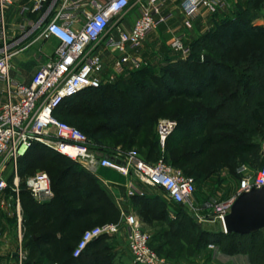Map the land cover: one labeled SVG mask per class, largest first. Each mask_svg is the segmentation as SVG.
Returning a JSON list of instances; mask_svg holds the SVG:
<instances>
[{"label":"trees","instance_id":"trees-1","mask_svg":"<svg viewBox=\"0 0 264 264\" xmlns=\"http://www.w3.org/2000/svg\"><path fill=\"white\" fill-rule=\"evenodd\" d=\"M263 5L264 0H246L238 13L215 21L205 33L188 42V58L174 57L172 47H166L159 73L149 63L114 83L86 88L63 100L54 115L83 130L95 150L111 154L116 145L131 148L136 144L147 161L161 156L153 130L156 119L159 115L170 116L178 121L165 150V157L173 165H179L186 175L201 183L225 169L240 178L239 166L251 161V154L260 157L256 135L264 129V25L252 19L253 11ZM205 54L216 62L204 61ZM104 118H116L119 122L115 124L121 126L109 125ZM122 126L132 130V135L128 131L120 137L115 134ZM47 163L45 170L62 203L54 218H61V222L54 223L52 232L43 231L37 240L26 233L24 240L31 252L24 264H115L108 235L92 240L78 257L73 255L74 248L66 253H50L40 244L43 240L54 243L59 224L79 218L86 200L100 190L92 175L78 169L77 160L39 141L19 158V175H33L36 168H44ZM20 196L25 225L29 226L42 207L27 189L26 179ZM134 205L153 230L156 228L150 245L160 256L177 261L184 250L199 252L214 236L221 252L247 253L252 264H264V229L247 234L210 233L181 205L182 214L172 218L158 195L136 196ZM90 207L94 213L105 210L112 217L107 222L117 219V209L109 203L92 202Z\"/></svg>","mask_w":264,"mask_h":264},{"label":"built area","instance_id":"built-area-1","mask_svg":"<svg viewBox=\"0 0 264 264\" xmlns=\"http://www.w3.org/2000/svg\"><path fill=\"white\" fill-rule=\"evenodd\" d=\"M46 2L33 0L32 5L19 6L17 23L11 24L10 10L15 0H0V207L12 200L18 223L21 222L18 160L39 141L85 165H101L127 175L129 196L144 194L136 184L140 181L164 190L170 201L186 207L198 222L214 217L224 227V217L236 198L253 187L264 186V163L255 173L242 164L238 168L241 177L234 194L223 200L211 198L200 204L195 198V178L168 163L164 155L156 161H147L138 151L121 148L114 149L111 154L99 155L83 130L54 115L66 98L89 87L114 83L130 71L149 64L139 49L151 32L173 18L169 0H106L97 3L94 11L84 12V21L77 26L74 24L80 17L76 1L64 3L51 17L52 2L37 20L29 18V12L42 9ZM131 8L138 12L131 27L123 30L117 25V33L109 35L108 29L114 18ZM180 8L190 21L207 12H226L230 3L228 0H180ZM31 35L44 39L54 36L60 40V45L54 55L38 67L32 81L25 84L12 78L10 69L12 57L23 49L21 43ZM185 38V33L178 32L171 42V47L184 56L190 52ZM104 51L115 52L108 64L102 57ZM177 126L178 121L173 118L163 117L158 121L156 132L162 153ZM8 169L13 182L11 194L6 196ZM26 187L34 197L53 194L51 178L45 171L29 176ZM122 215L128 231V246L136 264H190L160 256L150 245L151 236L143 229L137 215L128 209L123 210ZM119 229L113 222L85 229L73 255L80 256L92 240ZM19 258L22 262L21 253Z\"/></svg>","mask_w":264,"mask_h":264},{"label":"crops","instance_id":"crops-1","mask_svg":"<svg viewBox=\"0 0 264 264\" xmlns=\"http://www.w3.org/2000/svg\"><path fill=\"white\" fill-rule=\"evenodd\" d=\"M74 1L78 2L79 4L78 12L80 18L74 24V26H77L84 21V12L94 11L95 5L97 3H103L106 0H51L50 2L47 1L46 3H44L42 9L35 12H29L28 16L31 19L37 20L40 14L44 12V10H46L50 3L54 2L52 11L50 13V16L52 17L64 3H72ZM228 1L230 3V9L228 10V12H231V14L238 13L240 11V6L244 5L246 2V0ZM32 3L33 0H15V5L10 10L11 24L17 23L18 17L16 15L19 6L25 4L32 5ZM168 6L171 7L175 12L173 18L167 22L160 24L153 32H151L146 38L142 47L139 49L141 56L147 59L150 64L154 65L155 70L158 73L160 72V65L158 67L157 63H159L161 60H164L165 48H171V42L174 38L175 33L183 32L185 33V35L187 34V40L186 38L185 40L188 43V41L191 42L192 40L196 39V36L200 31L205 32L213 26L215 21L218 22L220 21V19H222L218 18V15H216L218 13L211 14L207 12L189 21L188 17L184 15L183 11L180 8V0H169ZM137 15V10L135 8H131L130 11H128L124 15L115 17L113 20V24H111L108 29V34L110 35L117 33V25L123 30L129 29ZM255 24L264 25L257 22H255ZM59 45L60 40L54 36H51L47 39L38 38L37 35H31L27 37L21 43L23 49L12 57V67L10 69L11 77L22 83L29 84L32 81L35 73L37 72L38 67L54 55ZM175 52H178L180 55L179 51L173 49L172 53L174 57L179 56L174 55ZM113 53L115 52H102V57L107 64L110 63ZM180 57L182 58L181 55ZM14 59L16 62L14 61ZM129 73L125 75L127 76ZM98 153L99 155L106 154L105 151H98ZM139 154L142 155L140 152ZM78 169H83L90 175H92L98 182L100 190L96 191V194L92 198L86 200L84 211L79 212V218L77 217L73 220L68 218L65 220L66 222L63 221L64 225L61 223L59 224L58 230L57 232H55L56 237L54 243L51 241L43 240L40 242V244L48 248L50 253H66L71 251L82 235L84 229L102 225L107 222L108 218H112L109 217L107 213H105V210H98V212L95 213L91 212V203L95 202L98 205L109 203L113 205L115 209H117V219L110 222L116 223L120 227L119 231L116 233L104 234L108 235L107 244L112 250V253H114V263L136 264L133 261V257L128 246V231L124 224L122 211L125 209L133 211L141 222L143 229L146 230L152 237L154 231L153 227H151V225L147 223L144 214L140 213L134 205V197L155 195L160 196L166 202L170 216L172 218H175L173 207L171 206V201L167 197L164 190L155 186L146 185L140 181H136V184L139 188L142 189L144 194H135L133 196H129L127 192V183L129 177L112 168L101 165L91 167L80 163ZM227 171L228 169H225L219 174H214L205 182L209 187L211 185L212 189L215 190L217 187L226 184L225 176H223L222 174L227 173ZM50 178L53 194H42L37 197L33 196L39 206H41L42 208L38 209L37 215L34 217V219L31 220V224L29 226L25 225L24 209L22 205L21 222L18 226L20 238V245L18 250L19 254L21 253L22 255V262L16 252H11L14 257H18L17 264H24L25 259H27L29 253L31 252V246L26 245L24 240L27 232H29L30 237H33L35 240H37L39 234L44 233L43 231L52 232L55 228L54 223H57V221L61 222V218L60 221L59 218H54L56 212L61 211L62 203L57 198L58 196H56L55 194L52 177L50 176ZM72 189L73 188L68 190L71 191ZM235 191L236 188H233L230 191L231 193H229L228 195L231 196L235 193ZM78 203H80V200L76 201V205H79ZM205 264H252V262L247 253L227 254L221 252V250H218L217 254H211L210 257H207V261L205 262Z\"/></svg>","mask_w":264,"mask_h":264},{"label":"rangeland","instance_id":"rangeland-1","mask_svg":"<svg viewBox=\"0 0 264 264\" xmlns=\"http://www.w3.org/2000/svg\"><path fill=\"white\" fill-rule=\"evenodd\" d=\"M216 15H218V18H224L227 16H231L232 14H231V12L229 13L228 11H226V12H220ZM252 19H253L254 23L257 22V23L264 24V5L260 10L253 11ZM203 33H205V32L200 31L197 34L196 38L199 37L200 35H202ZM186 40H187V38H186ZM186 40H185V44H186V46L189 47ZM171 54L173 55V53H171ZM189 54H190V52H189ZM189 54L184 56L183 54L180 53L182 58H188ZM174 55H179V53L175 52ZM180 55L176 56V57H180ZM14 61H15V59H14ZM163 62H164V60H161L159 63L156 62L157 66L159 67V65H160V67H161V64ZM127 77H129V75H127ZM126 85L128 86V88L130 90L131 89L130 84L126 83ZM127 114H128V112H126V115ZM127 117H129V116H127ZM163 117L171 118L170 116H167V115H159L158 116V118L156 119V121L153 125L154 126L153 130H154V133L156 136H157L156 129H157L158 121ZM173 119H175V118H173ZM105 121L109 125H114L115 123H117L118 119L108 118V120L105 119ZM116 126H121V125H116ZM116 126H114V127H116ZM126 131H128V133H129L132 130H129L128 128L122 126V127H118V130L116 131L115 134H118V136L120 137V136H123V134ZM130 135H132V132H130ZM256 141H258L259 145H260V157H259V159L254 157V155L251 154V156H250L251 161L243 162V164H245L248 167L249 172H254V173L264 163V129H261L257 133ZM117 148H121V149H125V150L141 151L140 148L138 147V145H136V144L131 148H126L122 145H116L114 149H117ZM160 151H161V156L164 155L165 160L168 163L172 164V162L165 157V152L162 153L161 147H160ZM47 165H48V163L46 165H43L44 168L39 166L40 168H43V169L36 168L34 173L39 172V171H45V169L47 168L46 167ZM173 166L175 168H178V169L183 171V168L180 167L179 165H176V166L173 165ZM45 172H47V171H45ZM222 175L225 176L226 184L222 185L220 187H217L215 190L212 189L211 185L209 187L206 182L201 183V182L196 181L197 191L195 192V198H196L197 203L202 204L205 201H209L211 198H216L218 200L226 199L229 197L228 194L231 193L230 191L233 188L237 189L238 183H239L238 177L233 176L229 172V170L227 171V173H223ZM7 176H8V185L9 186H8L5 194H6V196H9L12 192L11 186H12V182H13V179H12L13 177H12V174L10 173V169H8V171H7ZM27 178H28V175L22 176V177L20 176V188L23 187V181ZM1 197H2V195L0 194V198ZM171 203H172L171 206L173 207V211H174L173 212L174 216L176 217L177 215H179V213L182 214L179 205L173 203L172 201H171ZM183 209L189 212V210L184 206H183ZM211 215L214 216V213H211ZM199 223H201L202 229L204 231H209L210 233H217L218 231H224V227H223L221 221L219 219H214V217L213 218L210 217L209 219L203 220ZM18 226H19L18 214L15 210V205L13 204V202L11 200L8 203H6V205L4 207H0V264H17V262H18V257H14L11 253V252H16V253L18 252L19 253L18 249H19V245H20V238H19ZM196 235H198V233ZM215 239L216 238L214 236H211L209 238V240H207L208 243L205 246V248L199 249V252H196V251H193V252L190 251L189 252V251H187V249L184 250L181 257H179L177 261H185V262L190 263V264H205V262L207 261V257H210L211 254L212 255L215 253L217 254V252L219 250V247L216 244ZM151 240H152V237H151ZM171 260H175V259H171Z\"/></svg>","mask_w":264,"mask_h":264},{"label":"water","instance_id":"water-1","mask_svg":"<svg viewBox=\"0 0 264 264\" xmlns=\"http://www.w3.org/2000/svg\"><path fill=\"white\" fill-rule=\"evenodd\" d=\"M203 60L216 62L209 54L203 55ZM224 228L225 232L240 234L264 229V186L261 188L253 187L250 191L243 192L236 198L224 217ZM16 254L19 255L18 252Z\"/></svg>","mask_w":264,"mask_h":264}]
</instances>
